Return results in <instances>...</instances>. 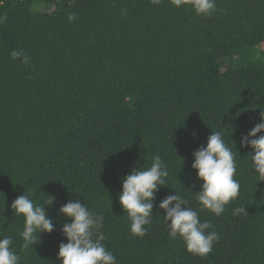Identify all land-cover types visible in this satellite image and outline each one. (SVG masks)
Returning a JSON list of instances; mask_svg holds the SVG:
<instances>
[{"label": "trees", "instance_id": "16d2710c", "mask_svg": "<svg viewBox=\"0 0 264 264\" xmlns=\"http://www.w3.org/2000/svg\"><path fill=\"white\" fill-rule=\"evenodd\" d=\"M261 111L264 0H216L208 16L171 0H0V238L12 239L18 264H61L70 220L59 209L80 200L103 216L102 243L117 264H264V182L251 169V148L240 146ZM217 130L240 184L219 216L201 209L192 168ZM156 155L169 175L141 238L119 194L122 179ZM175 191L219 236L204 257L169 238L159 204ZM24 192L36 204L54 198L45 206L53 232L27 249L24 219L11 208ZM237 207L247 214L234 216Z\"/></svg>", "mask_w": 264, "mask_h": 264}, {"label": "clouds", "instance_id": "9594fccd", "mask_svg": "<svg viewBox=\"0 0 264 264\" xmlns=\"http://www.w3.org/2000/svg\"><path fill=\"white\" fill-rule=\"evenodd\" d=\"M150 2L158 4L160 0ZM171 3L177 8L190 4L197 15L203 16L211 15L216 9V0H171ZM75 19V13L68 15L69 21ZM10 55L14 61L19 60L24 65L31 62V57L22 50H12ZM258 133L261 135L257 138ZM231 141L235 145L232 139ZM240 146L251 148V169L255 171L257 182H264V111H261L260 122L246 136L241 137ZM193 157L192 168L197 173V179L202 182L201 190L195 194V198L202 210L219 216L225 211V206L239 194L240 184L234 179L235 154L225 143L223 132L217 130L211 132L206 146L198 148ZM168 175L161 157L156 155L150 167L143 170L136 168L122 179L119 203L131 221L130 231L134 236L142 238L146 235L145 226L151 224L153 217L152 201L159 188L165 185ZM53 201L54 198L48 197L46 204H36L31 193L24 192L12 203L14 216L24 219L23 231L20 233L24 249L35 245L40 233L53 232V221L45 211V206L51 205ZM187 205L188 200L175 191L160 202L159 209L165 213L163 220L169 238H181L189 253L204 257L212 251L219 236L215 230L209 231L213 227L210 222H201L198 212ZM241 213L247 214L246 207L233 209L234 216ZM59 214L70 220L61 229L67 240V243L59 245L57 260L61 264H117L114 255L102 243L106 239L101 231L103 216L93 214L80 200L67 202L59 209ZM11 244L10 237L0 238V264H18L20 261V257L11 249Z\"/></svg>", "mask_w": 264, "mask_h": 264}]
</instances>
